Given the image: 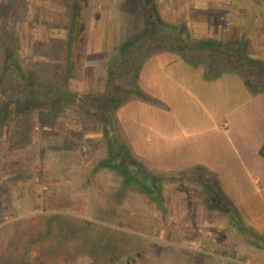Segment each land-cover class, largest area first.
Masks as SVG:
<instances>
[{
	"label": "rangeland",
	"instance_id": "rangeland-1",
	"mask_svg": "<svg viewBox=\"0 0 264 264\" xmlns=\"http://www.w3.org/2000/svg\"><path fill=\"white\" fill-rule=\"evenodd\" d=\"M155 2L157 15L165 21L156 27L157 34L186 40L212 37L229 45L243 39L249 56L264 57V0ZM64 4L65 0H0V264H106L107 249L135 253L128 244L137 237L130 234L140 237L141 253L122 264H203L205 255L230 259L239 254L244 264H264V249L239 240L238 228L232 223L230 228L223 214L203 210L201 202L206 197L201 187L185 177L164 183L165 211L152 205L149 196L132 194L121 199L128 188L116 187L117 194L110 189L109 184L117 181L119 185L122 178L101 176L96 163L108 150L101 110L116 118L113 99L123 100L129 93L115 89L109 97L91 92L85 104L63 98L68 106L53 117L52 132H45L38 123L42 100L35 99L29 110L17 114L24 102L10 96L14 82L21 78L12 66H20L36 83L66 82L63 59L51 65L32 59L37 51L46 52L44 45L65 49L70 20ZM86 4L91 11L77 30L80 38L71 41L72 57L81 73L91 72L87 59L100 57L102 49L113 57L129 29H141L138 25L152 21L147 14H128L136 9L129 0H85ZM160 51L149 53L139 71ZM201 63L210 69L216 66V62ZM130 79L134 78L117 76L111 82L124 88L119 82L126 84ZM81 80L79 89H87V80ZM46 103L45 108L51 107ZM9 110V132H5L1 116ZM57 135L67 138V144L57 140L47 149V142Z\"/></svg>",
	"mask_w": 264,
	"mask_h": 264
},
{
	"label": "crops",
	"instance_id": "crops-1",
	"mask_svg": "<svg viewBox=\"0 0 264 264\" xmlns=\"http://www.w3.org/2000/svg\"><path fill=\"white\" fill-rule=\"evenodd\" d=\"M44 48L32 59L62 61L63 46ZM101 54L87 59L91 72L81 73L74 62L77 78L87 80L82 93L106 88L110 56L103 49ZM145 66L137 78L119 82L129 94L115 112L134 153L151 168L185 175L201 189L206 178L219 184L245 223L264 234V90L252 95L237 71L208 77L203 63L167 50L154 53Z\"/></svg>",
	"mask_w": 264,
	"mask_h": 264
},
{
	"label": "trees",
	"instance_id": "trees-1",
	"mask_svg": "<svg viewBox=\"0 0 264 264\" xmlns=\"http://www.w3.org/2000/svg\"><path fill=\"white\" fill-rule=\"evenodd\" d=\"M71 1L72 4H68L67 0H65L64 4L67 16L70 20L69 36H67V39L63 42L66 51L61 71L64 76L63 82L66 81L65 84L36 83L26 76V73L20 66H12L14 70H18L21 78L20 80H17V82H14L16 83V86L10 90V96L13 99L18 98L20 101L24 102V105H20V108L17 107V114H22L21 111L26 109L29 110L35 99L42 100L40 104L43 107H39L41 109L38 111V123L44 128L45 132L47 130L48 132L54 131L55 127L53 126L55 121L53 117L55 118L59 115L60 110L62 111L68 106V103L62 101L63 98L73 97L81 103H88V98L86 97L87 94L82 93L79 90L80 82L74 72V60L72 57L73 43L71 41L74 38H76L75 40L80 38V33L77 32V30L78 28H81L84 17L89 14L91 9H88L87 4L85 6V0ZM129 6L133 8L135 7L136 9H131L132 11H129L128 14L131 15L133 13V15H137V17H142L144 14H147L148 17L152 18V21L147 22V24L142 23L141 25H138L139 27H142L141 29H137L135 31L129 29L124 39L115 48L114 56H110L105 64V90L96 92V94H103L106 96L109 95L110 97L114 94L113 92L115 89L128 93L129 90L119 87L116 84H112L111 81L117 76L137 78L146 56L149 53L159 50L178 51L184 58L192 62H216L214 69H210L208 65H205L208 77L215 76L224 70L233 69L242 75L246 85L251 88L254 94L264 90V58L249 56V54L244 50L246 48L245 40L241 39L239 42L229 45L227 43H220V41H217L212 37L186 40V38L182 36H163L162 34L160 35L156 33V27H158V24L165 23V21L157 15L158 11L155 0H129ZM145 9H148V11L145 12ZM150 27H152V31ZM169 44L174 45V47H169ZM7 52L8 50L6 53ZM6 58L8 59V57ZM8 71L12 72L11 69H8ZM137 92L142 97H147L144 92ZM45 102L51 103V107L45 108V105H47ZM113 102L118 105L121 102V98L113 99ZM9 112L11 111L9 110L1 116L3 118L1 119V122L7 125L4 129L5 132H9L7 130L9 127V124L7 123L10 118L8 115ZM101 115H104L101 118L104 124V131L108 146L105 157H101V159L96 162L99 167H101V176L114 175L122 178L119 185L117 184V181L109 184L110 189L112 188L115 194L118 193L116 187L121 186V188L129 189V192L124 194L121 199L130 197L132 194L149 196L152 205L165 211L167 197L164 192V183L169 181L171 178H184L185 175H173L171 173H164L151 168L144 159L134 153L127 138L122 134L119 121L105 110H101ZM57 140L61 141L62 144H67V138H62L61 135H57L54 140H49L47 142V149H49L52 145H55ZM74 150H76L75 147ZM261 152L264 153V148ZM48 165L49 163H47V166ZM47 166H45V169L51 172ZM45 175L48 176L46 173ZM209 181V178H206L203 182L199 181L203 187L201 195L206 197L205 201L203 200V202H201L203 204V210H218L226 214L228 226L230 227V224L232 223L234 227L238 228L236 234L239 240L245 241L256 248L264 249V234L247 225L241 218L235 206L227 197L224 196L219 184L212 186L211 184L213 182L210 184ZM202 199L203 198H201V200ZM122 224L125 226V222ZM119 232L128 234L125 231ZM130 235L131 236L129 237L132 238L133 236L137 237L136 242L134 241L133 243L128 244L130 248L135 250V253L129 255L121 252L118 248L114 251L107 249L106 264H118V260H120V264H122L126 261L132 260L136 253H141V247L137 244L138 238L140 237L135 234ZM107 242H109V240ZM238 250V253L242 252L241 249ZM223 253L225 254L226 250L223 251ZM235 256L242 257L241 254ZM203 257V264L205 261H208L209 264H244L243 261H240L241 259L237 257L235 258L234 256L230 259L219 258L211 255H205Z\"/></svg>",
	"mask_w": 264,
	"mask_h": 264
}]
</instances>
